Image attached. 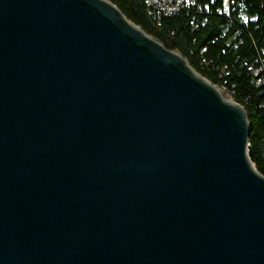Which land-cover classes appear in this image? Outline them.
<instances>
[{
    "label": "water",
    "instance_id": "1",
    "mask_svg": "<svg viewBox=\"0 0 264 264\" xmlns=\"http://www.w3.org/2000/svg\"><path fill=\"white\" fill-rule=\"evenodd\" d=\"M247 132L108 0H0V264H264Z\"/></svg>",
    "mask_w": 264,
    "mask_h": 264
},
{
    "label": "trees",
    "instance_id": "2",
    "mask_svg": "<svg viewBox=\"0 0 264 264\" xmlns=\"http://www.w3.org/2000/svg\"><path fill=\"white\" fill-rule=\"evenodd\" d=\"M108 1L242 107L251 165L264 176V0H188L172 11Z\"/></svg>",
    "mask_w": 264,
    "mask_h": 264
},
{
    "label": "built area",
    "instance_id": "3",
    "mask_svg": "<svg viewBox=\"0 0 264 264\" xmlns=\"http://www.w3.org/2000/svg\"><path fill=\"white\" fill-rule=\"evenodd\" d=\"M188 0H145L148 7L159 9L161 11H172L178 9Z\"/></svg>",
    "mask_w": 264,
    "mask_h": 264
},
{
    "label": "rangeland",
    "instance_id": "4",
    "mask_svg": "<svg viewBox=\"0 0 264 264\" xmlns=\"http://www.w3.org/2000/svg\"><path fill=\"white\" fill-rule=\"evenodd\" d=\"M214 87L218 90V92H219V93H220L225 99L231 101L230 98H229V96H227V93L225 92L224 89H222L221 87L216 86V85H214Z\"/></svg>",
    "mask_w": 264,
    "mask_h": 264
}]
</instances>
